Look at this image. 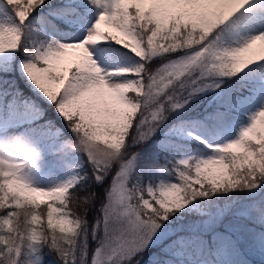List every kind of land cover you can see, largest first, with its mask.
Listing matches in <instances>:
<instances>
[{
  "label": "trees",
  "instance_id": "16d2710c",
  "mask_svg": "<svg viewBox=\"0 0 264 264\" xmlns=\"http://www.w3.org/2000/svg\"><path fill=\"white\" fill-rule=\"evenodd\" d=\"M216 2L220 8L221 0ZM201 3L202 0H181L182 10L176 14H166L163 0H127L126 5L114 8L116 17L108 25L98 49L108 61L126 67L133 78L128 96L140 103L125 144L115 150L85 134L76 124V117L60 115L56 103H49L35 93L16 68L19 60L36 61L39 50L47 47L51 38L50 23L76 29V23L67 21L66 17L93 18L99 0L9 2L19 38L10 65H0V86L8 92L9 98L25 99L39 107L42 125L61 129V139L71 152L83 156V162L78 182L59 204L79 225V229L72 232L50 225L52 203L14 204V198L4 190V177L0 174V264H91L100 242V236L93 234L94 228L96 225L102 228L113 180L123 164L142 152L146 155L128 183L134 203L140 201L138 190L144 194L148 182L174 179L189 196L205 206L208 214L171 211L168 214L172 222H166L170 223L171 234L121 264H190L201 259L218 264L211 246L224 242L227 236L237 240L227 254L230 263L264 262V250L256 248L257 243L253 241L255 235L264 234V139L261 142L247 139L243 152L224 153L233 184L216 190L211 185L202 188L192 185L183 176L185 172L194 175V151H212L204 142L179 139L189 148L159 143L166 135L177 139L170 129L178 123L191 124L199 120L209 123L215 134L236 133L247 114L246 106L260 100L264 93V69L243 72L237 60L220 50L223 41L233 39L229 23L221 22L207 31L208 24L198 21L193 13ZM116 31L123 34L124 39H120ZM202 46L203 56L188 72L158 88L153 96L145 95L149 81L157 77L167 61ZM211 83L221 90L217 93L219 99L211 95L186 111L177 109L179 103ZM155 111L159 112L153 118ZM188 153L189 161L183 164L179 158ZM53 160V156H47L41 166L51 167ZM174 168L180 169V173ZM37 216L41 217L40 221H36ZM192 232L202 233V239L207 241L196 244L183 258L175 257L172 251L179 245L178 238ZM81 234L85 240L83 256V251L78 252ZM205 243L214 244L207 247Z\"/></svg>",
  "mask_w": 264,
  "mask_h": 264
},
{
  "label": "rangeland",
  "instance_id": "374dc122",
  "mask_svg": "<svg viewBox=\"0 0 264 264\" xmlns=\"http://www.w3.org/2000/svg\"><path fill=\"white\" fill-rule=\"evenodd\" d=\"M9 1L13 0H0L2 66H8L17 51L19 28L8 9ZM221 1L223 5L218 8L215 0H203L202 5L195 10V15L209 26H213L220 18L230 21L235 40L224 42L221 50L238 59L245 71L253 66L264 68V31L260 24L263 23L264 0ZM179 2L164 0V8L174 13L180 9ZM126 3L127 0H100L93 19H81L75 31L53 29L52 40L45 50H39L37 61L24 59L16 65L37 94L49 103L57 101V110L61 115L68 118L76 116L81 130L116 150L125 144L140 104L131 100L127 94L128 89L133 87V78L123 66H115L106 61L97 45L104 39V32L114 18L113 9ZM49 26L54 27L52 24ZM119 37L123 39L124 35ZM202 54L203 48H198L167 62L157 78L148 83L145 95L153 96L158 88L184 74ZM215 90V85L210 84L176 107L186 111L207 96L216 94ZM219 96L217 94L216 99ZM158 112H152V117ZM37 120L38 110L33 105L17 99L8 100L0 92V172L3 171L5 176L4 189L14 197L13 203L16 205L55 202L48 218L50 225L70 232L76 231L79 229L77 221L59 203L64 201L67 191L78 181V169L83 157L68 153L66 145L58 137L59 132L40 128ZM177 127L179 129L173 132L178 133L177 137L201 140L214 149L213 152L197 155L194 176H187L188 181L200 187L209 184L214 189L221 188L224 184L232 183L229 165L223 153L226 150L242 151L244 139L261 141L264 138V96L262 100L250 104L248 117L240 123L237 133L216 135L202 122L189 126L178 124ZM161 141L181 148L189 147L176 143L168 136ZM55 153H62V156L50 171L32 168L43 156ZM145 155L142 152L123 164L113 180L102 228L98 225L94 228L93 234L100 236V242L93 253L91 264H121L132 255L163 242L171 234L168 228L170 223H166L172 222L168 214L171 211L208 214L205 206L171 179H160L156 184L148 182L144 194L138 190L140 204L146 211L156 212L155 216L144 214V210L131 200L132 192L128 183ZM187 156L181 160L184 162ZM40 220L41 217L37 216L36 221ZM80 241L78 252L83 251V256L85 240L82 234ZM234 241L232 239L231 242ZM194 242L187 241L175 254L182 256L193 247ZM188 245L192 247L188 248ZM259 245L257 248L264 249V236L260 237ZM226 252V243L214 248L217 259L225 256ZM196 264L209 263L204 260Z\"/></svg>",
  "mask_w": 264,
  "mask_h": 264
},
{
  "label": "bare ground",
  "instance_id": "6f19581e",
  "mask_svg": "<svg viewBox=\"0 0 264 264\" xmlns=\"http://www.w3.org/2000/svg\"><path fill=\"white\" fill-rule=\"evenodd\" d=\"M264 16V15H263ZM260 24H262V31H264V17H263V23H260ZM258 29V28H257Z\"/></svg>",
  "mask_w": 264,
  "mask_h": 264
}]
</instances>
